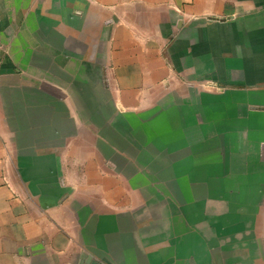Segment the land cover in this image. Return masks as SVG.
Segmentation results:
<instances>
[{"label":"crops","instance_id":"obj_1","mask_svg":"<svg viewBox=\"0 0 264 264\" xmlns=\"http://www.w3.org/2000/svg\"><path fill=\"white\" fill-rule=\"evenodd\" d=\"M0 264H264V0H0Z\"/></svg>","mask_w":264,"mask_h":264}]
</instances>
